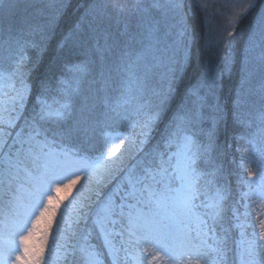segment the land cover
<instances>
[{"label": "snow or ice", "instance_id": "obj_1", "mask_svg": "<svg viewBox=\"0 0 264 264\" xmlns=\"http://www.w3.org/2000/svg\"><path fill=\"white\" fill-rule=\"evenodd\" d=\"M213 5L176 102L184 0H89L59 39L64 0H0V264H264V9L226 109L256 0Z\"/></svg>", "mask_w": 264, "mask_h": 264}, {"label": "trees", "instance_id": "obj_2", "mask_svg": "<svg viewBox=\"0 0 264 264\" xmlns=\"http://www.w3.org/2000/svg\"><path fill=\"white\" fill-rule=\"evenodd\" d=\"M233 0H214V7L220 8L222 11L228 10L225 6L231 5ZM33 2L39 4L41 0H33ZM59 2V0H58ZM66 6L63 10V15L60 18L59 25L57 28V39L60 35L66 32L71 25L76 21L78 16L82 13L83 7L89 2V0H64ZM185 10L191 8V16L188 20V24L193 31L195 37V43L191 49V61L185 70L182 81L178 85V93L176 96V102H179L181 96L183 95L185 89L196 82L200 74L204 71L207 56L203 49V13L198 7V0H184ZM261 9H264V0H256V7L247 15V17L242 21L240 27L238 28L239 36L237 37L235 48H236V60L232 66L231 72L224 71V74L220 80V100L225 108H230L231 98L234 93V88L239 79V52L242 47L243 40L246 39L248 33L251 31L253 25L255 24L256 17L259 15ZM56 41L54 40L50 46V51L47 54L44 64L37 75L43 73L47 67V63L56 55L55 49ZM214 62H219L217 57H212ZM223 70V66H221ZM239 130L233 129L231 121L229 119L228 124L221 128L220 140L224 142L225 140L231 141L232 136ZM234 152V149H233ZM237 159H239L240 153H235ZM245 178L247 177V172L244 173Z\"/></svg>", "mask_w": 264, "mask_h": 264}, {"label": "rangeland", "instance_id": "obj_3", "mask_svg": "<svg viewBox=\"0 0 264 264\" xmlns=\"http://www.w3.org/2000/svg\"><path fill=\"white\" fill-rule=\"evenodd\" d=\"M232 3L240 4L243 3V0H233Z\"/></svg>", "mask_w": 264, "mask_h": 264}]
</instances>
